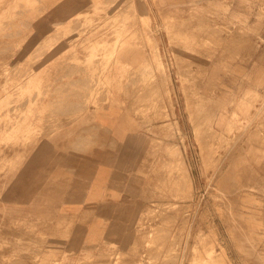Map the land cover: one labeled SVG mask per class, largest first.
I'll use <instances>...</instances> for the list:
<instances>
[{"label":"rangeland","instance_id":"obj_1","mask_svg":"<svg viewBox=\"0 0 264 264\" xmlns=\"http://www.w3.org/2000/svg\"><path fill=\"white\" fill-rule=\"evenodd\" d=\"M62 2L81 29L74 39L112 37L90 50L99 74L120 62L123 38L140 45L125 48L115 99L169 137L155 139L151 200L130 223L110 217L92 235L14 223V238L0 237V264H178L183 249L195 264H227L218 241L232 264H264V174L250 160L264 168V0H0L1 61L7 39H26L32 20ZM1 112L4 124L11 114ZM168 141L187 173L164 151Z\"/></svg>","mask_w":264,"mask_h":264},{"label":"crops","instance_id":"obj_2","mask_svg":"<svg viewBox=\"0 0 264 264\" xmlns=\"http://www.w3.org/2000/svg\"><path fill=\"white\" fill-rule=\"evenodd\" d=\"M64 5L37 15L26 39H7L6 55L0 58V80L5 81L0 97L6 96L0 111L11 114L0 124L5 127V145L0 146L3 238H14V223L70 224L75 234L85 235L101 232L110 217L130 223L151 200L155 139L169 137L166 130L157 132V121L134 116L115 99L124 84L125 48L140 45L123 38L117 45L122 47L120 62L99 74V58L88 63L90 50L112 37L103 35L93 44L74 39L81 29L68 22L74 14ZM255 155L253 167L264 174Z\"/></svg>","mask_w":264,"mask_h":264},{"label":"bare ground","instance_id":"obj_3","mask_svg":"<svg viewBox=\"0 0 264 264\" xmlns=\"http://www.w3.org/2000/svg\"><path fill=\"white\" fill-rule=\"evenodd\" d=\"M62 11V10H61ZM19 12V11H18ZM26 19V18H25ZM90 19V18H89ZM78 20V19H77ZM27 21V20H26ZM53 23V22H52ZM88 24V23H87ZM84 27H85V25H84ZM212 29V28H211ZM71 30V29H70ZM214 32V31H213ZM216 32V31H215ZM214 32V33H215ZM18 33V32H17ZM219 33V32H218ZM217 34V33H216ZM215 34V35H216ZM220 34V33H219ZM49 35V34H48ZM53 34L51 33V35L50 36H52ZM56 35V34H55ZM57 35H58V33H57ZM46 36V35H45ZM44 36V37H45ZM49 36V37H50ZM59 36V35H58ZM57 36V37H58ZM47 37V36H46ZM48 37V39H50ZM215 37V36H214ZM52 38V37H51ZM56 38V37H55ZM216 38V37H215ZM45 39V38H44ZM218 39H221V38H219L218 37ZM46 40V39H45ZM217 40V39H216ZM222 40V39H221ZM82 41V40H81ZM220 41V40H219ZM46 42V41H45ZM44 42V43H45ZM52 42V41H51ZM50 42V43H51ZM47 43V42H46ZM42 44V43H41ZM38 45H40V42H39V44ZM19 47V46H18ZM39 47V46H38ZM37 47V48H38ZM41 47V46H40ZM39 49V48H38ZM33 50V49H32ZM31 53H33V51L31 52ZM37 54V53H36ZM36 56V55H35ZM32 57V56H31ZM32 62V61H31ZM30 63V62H29ZM64 63V62H63ZM14 64H16L15 62H14ZM92 65V64H91ZM15 67V66H14ZM18 67V66H17ZM71 67V66H70ZM77 67V66H76ZM68 68V67H67ZM67 68H66V70H67ZM72 68V67H71ZM79 68V67H78ZM26 69V68H25ZM70 70V69H69ZM16 71V70H15ZM67 72V71H66ZM143 72H145V71H143ZM7 73H8V71H7ZM89 74H90V72H89ZM88 74V75H89ZM9 75V74H8ZM91 77V76H90ZM135 77V76H134ZM139 77V76H138ZM141 77V76H140ZM83 78V77H82ZM85 79V78H84ZM86 80V79H85ZM68 82V81H67ZM71 82V81H70ZM72 83V82H71ZM66 84V83H65ZM92 85V84H91ZM90 85V86H91ZM126 85V84H125ZM66 88H67V86H66ZM62 89V88H61ZM87 92V91H86ZM85 92V93H86ZM78 93H81V92H78ZM71 94H73V93H71ZM15 97V96H14ZM13 97V98H14ZM81 97V96H80ZM24 98V97H23ZM103 98V97H102ZM73 102V101H72ZM81 102V101H80ZM69 103H70V101H69ZM66 104V103H65ZM73 105V104H72ZM71 105V106H72ZM66 107H67V105H66ZM83 107H85V106H83ZM59 108H61V107H59ZM65 108V107H64ZM72 108V107H71ZM90 139L91 138H89V141H90ZM88 140V139H87ZM81 145V144H80ZM164 151H167V153H169V155L171 156V158H175L176 159V166H178V168H180L181 170H184V171H186V173H187V167L185 166V164L183 163L184 161L182 160V157H181V150H180V148L178 147V146H176V144H173V143H170L169 141L168 142H165V146H164ZM166 156V155H165ZM168 159V158H167ZM174 160H172L171 162H173ZM184 171H181V173L182 172H184ZM182 175V174H181ZM186 175V174H185ZM185 177V176H184ZM187 179H188V177H186ZM98 231V230H97ZM147 232V231H146ZM154 232V231H153ZM140 236V235H139ZM142 236V235H141ZM144 236V235H143ZM137 238H138V236H137ZM140 238V237H139ZM138 238V239H139ZM198 239V238H197ZM9 240V239H8ZM148 241V240H147ZM138 242V241H137ZM140 242V241H139ZM217 243H219V245H220V251H221V254L226 258V260H227V264H232V262H231V260H230V258L228 257V254L226 253V250H225V246L222 244V241H218ZM138 244L139 243H137V247H138ZM16 245V244H15ZM197 245V244H196ZM196 245L193 247V248H195L196 247ZM130 247L132 246V245H129ZM136 246V245H135ZM189 246L190 245H187V248H189ZM140 247V246H139ZM149 247V246H148ZM153 247V246H152ZM127 248V247H126ZM192 248V249H193ZM134 248H132V250H133ZM146 249H148V248H146ZM130 250V249H129ZM136 250H138V249H136ZM181 251H182V249H181ZM134 252V251H133ZM26 254V253H25ZM130 254H132V253H130ZM135 254V253H134ZM22 255V254H21ZM24 255V254H23ZM107 255V254H106ZM109 255V254H108ZM59 256V255H58ZM110 256V255H109ZM108 256V257H109ZM133 256L134 255H131V258H133ZM57 257V256H56ZM139 257V258H138ZM138 259H141L142 258V254L141 253H139L138 254ZM136 258V259H137ZM16 259V258H15ZM14 259V262H16V260ZM57 259V258H56ZM88 259V258H87ZM82 260H83V258H82ZM107 261L109 260V259H106ZM131 260H133V259H131ZM11 261V260H10ZM21 261V260H20ZM19 261V262H20ZM137 261V260H136ZM178 261H179V263L178 264H195L196 263V261L194 260V258L192 257V253H191V250H189V251H186L185 250V252H184V249H183V251L180 253V255L178 256ZM17 262H18V260H17ZM16 262V263H17ZM11 263H13V262H11ZM11 263H8V264H11ZM21 263H22V261H21ZM125 263H126V261H125ZM129 263V262H128ZM143 263V262H142ZM23 264V263H22ZM25 264V263H24ZM80 264H81V262H80ZM89 264V263H88ZM121 264V263H120ZM123 264H124V262H123ZM130 264V263H129Z\"/></svg>","mask_w":264,"mask_h":264}]
</instances>
